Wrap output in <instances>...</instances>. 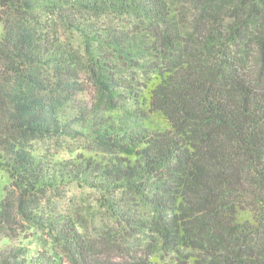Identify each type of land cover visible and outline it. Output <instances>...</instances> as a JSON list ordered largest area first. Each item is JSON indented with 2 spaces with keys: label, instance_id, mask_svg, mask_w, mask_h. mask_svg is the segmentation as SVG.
<instances>
[{
  "label": "trees",
  "instance_id": "trees-1",
  "mask_svg": "<svg viewBox=\"0 0 264 264\" xmlns=\"http://www.w3.org/2000/svg\"><path fill=\"white\" fill-rule=\"evenodd\" d=\"M0 22V264H264V0H0ZM62 140L85 148L57 158ZM71 184L104 193L135 254L46 212Z\"/></svg>",
  "mask_w": 264,
  "mask_h": 264
},
{
  "label": "rangeland",
  "instance_id": "rangeland-1",
  "mask_svg": "<svg viewBox=\"0 0 264 264\" xmlns=\"http://www.w3.org/2000/svg\"><path fill=\"white\" fill-rule=\"evenodd\" d=\"M118 22L121 25L130 24L132 20L127 16L105 15L98 18L96 24L100 26L104 23H112L114 26H118L120 25ZM54 26L55 29L58 28V33L60 31L64 42L70 45L72 50H80V38L76 31L65 27L60 28V25H57L56 22ZM2 32L3 25L0 22V38ZM79 58L82 60L81 54ZM77 91L80 92L81 98L85 101L90 102L93 100L92 87L86 83L83 73L80 75V84L77 87ZM48 148L51 149L57 158L65 159L83 152L85 145L82 140H62L58 144L49 142ZM9 182V174L0 167V197L3 196L4 187ZM103 194L100 190L87 185L71 184L61 188L57 193H50V201L47 202L46 212L51 209L52 214L62 219L66 217L72 218L79 232L95 243L106 254V257L108 256L113 261L129 259L131 257L129 255L130 250H132V254H135L141 240L135 236L127 237L116 232L118 227L116 228L113 217L104 205ZM241 216V218H248V213H242ZM31 232L36 235L35 237L39 238L38 241L33 239L31 242L30 245L33 248H44L51 254L65 258L63 246L49 234L36 228H32ZM7 243H10V241L7 239L2 240L0 247Z\"/></svg>",
  "mask_w": 264,
  "mask_h": 264
}]
</instances>
